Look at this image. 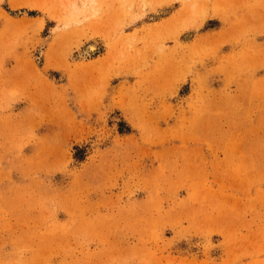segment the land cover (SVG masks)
<instances>
[{"label": "rangeland", "instance_id": "rangeland-1", "mask_svg": "<svg viewBox=\"0 0 264 264\" xmlns=\"http://www.w3.org/2000/svg\"><path fill=\"white\" fill-rule=\"evenodd\" d=\"M0 264H264V0H0Z\"/></svg>", "mask_w": 264, "mask_h": 264}, {"label": "bare ground", "instance_id": "bare-ground-1", "mask_svg": "<svg viewBox=\"0 0 264 264\" xmlns=\"http://www.w3.org/2000/svg\"><path fill=\"white\" fill-rule=\"evenodd\" d=\"M94 48H95V47H94L93 44H89V45L87 46V48H86V51H87V52L93 51Z\"/></svg>", "mask_w": 264, "mask_h": 264}]
</instances>
